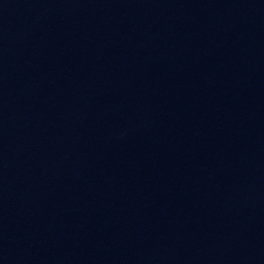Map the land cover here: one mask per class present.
I'll list each match as a JSON object with an SVG mask.
<instances>
[{"label":"water","instance_id":"obj_1","mask_svg":"<svg viewBox=\"0 0 264 264\" xmlns=\"http://www.w3.org/2000/svg\"><path fill=\"white\" fill-rule=\"evenodd\" d=\"M132 67L264 128V0H20Z\"/></svg>","mask_w":264,"mask_h":264}]
</instances>
